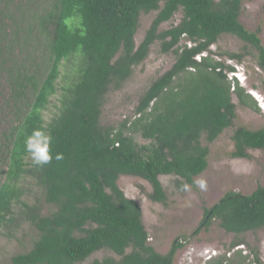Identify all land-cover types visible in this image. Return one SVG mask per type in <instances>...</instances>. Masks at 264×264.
<instances>
[{"label": "trees", "instance_id": "obj_1", "mask_svg": "<svg viewBox=\"0 0 264 264\" xmlns=\"http://www.w3.org/2000/svg\"><path fill=\"white\" fill-rule=\"evenodd\" d=\"M245 1L0 0V104L15 118L0 125V233L16 223L19 206L38 233L32 249L9 264H118L113 258L87 262L104 250L119 256L120 264H174L190 239H177L168 253H158L149 244L140 204L118 181L141 178L152 187L150 199L167 205L160 177H177L180 189L197 188L195 179L209 167L210 149L202 139L213 144L233 127V94L241 105L260 110L231 77H237L236 68L212 51L222 36L236 37L257 52L264 70L260 31L240 21ZM154 12L137 45L141 15ZM179 12V24L161 30ZM157 42L176 62L141 96L133 120L103 126L107 95L121 88ZM52 106L56 112L47 117ZM34 129L52 136L53 157L59 153L62 159L33 164L24 143ZM232 139L234 158L264 150V129L239 127ZM30 179L54 208L49 214L24 200ZM215 219L236 236L264 229V186L251 195H224L205 210L193 236L209 231Z\"/></svg>", "mask_w": 264, "mask_h": 264}, {"label": "rangeland", "instance_id": "obj_2", "mask_svg": "<svg viewBox=\"0 0 264 264\" xmlns=\"http://www.w3.org/2000/svg\"><path fill=\"white\" fill-rule=\"evenodd\" d=\"M49 0H37L45 3ZM157 13L142 14L140 26L136 35L139 45ZM182 13L179 12L173 21L164 24L161 30H166L179 24ZM241 23L251 32L260 31L264 46V0H246L240 17ZM212 51L226 65L236 68V78L241 86L255 99L259 111L240 104L233 94V102L237 105V117L233 127L226 130L213 144L202 139V144L209 147V167L195 179L197 188L190 186L189 191L178 187L181 181L175 176L160 177L167 194V205L150 199L151 185L145 180L133 176H122L118 181L125 195L136 200L142 208L143 224L149 233V244L160 254H166L174 241L182 238L190 240L185 244L175 258L174 264H264V229L249 232L242 236L227 233L215 219L209 231H202L193 236L204 218L206 209L216 204L229 192L251 195L259 186H264V150H248L249 158L239 159L232 156L235 148L234 131L239 127L256 131L264 129V70L258 65L257 52L244 44L238 38L225 35L212 47ZM229 54L243 56L240 63L231 60ZM176 62L174 54H164L157 42L152 46L145 62L134 68L132 76L121 86L113 89L106 97L102 109L101 123L103 126L119 127L125 121L136 117L141 96L151 84L172 68ZM4 85V84H2ZM5 94V89H2ZM57 104V102H56ZM56 106H52L47 117L53 116ZM14 117L7 108L0 104V125L13 124ZM140 145L149 142L136 137ZM206 181V188L201 190L198 181ZM28 203L41 207L44 215L54 210L45 204L42 191L34 180L25 184ZM16 223L0 233V264H9L13 256L29 252L37 239V231L21 215V207L16 208ZM235 242L239 244L233 245ZM131 249L128 250V253ZM246 258L244 261L243 258ZM113 258L120 264V257L104 250L93 255L89 261Z\"/></svg>", "mask_w": 264, "mask_h": 264}, {"label": "clouds", "instance_id": "obj_3", "mask_svg": "<svg viewBox=\"0 0 264 264\" xmlns=\"http://www.w3.org/2000/svg\"><path fill=\"white\" fill-rule=\"evenodd\" d=\"M52 144L53 140L50 134H46L40 129H34L31 135L26 137L24 146L33 164L36 166H44L51 163L53 158L56 160L62 159V154L59 153L53 157ZM198 186L201 190H204L206 188V181L203 179L199 180ZM182 190L189 191L190 186L184 184Z\"/></svg>", "mask_w": 264, "mask_h": 264}]
</instances>
